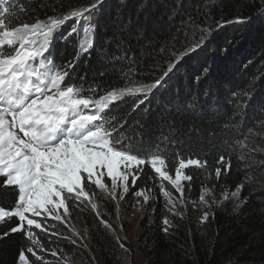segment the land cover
Listing matches in <instances>:
<instances>
[{
	"label": "trees",
	"instance_id": "obj_1",
	"mask_svg": "<svg viewBox=\"0 0 264 264\" xmlns=\"http://www.w3.org/2000/svg\"><path fill=\"white\" fill-rule=\"evenodd\" d=\"M90 2L65 0L62 10H67L68 3L78 6ZM8 6L15 7L22 20L44 18L54 14L51 8L55 0H13ZM261 8L264 0H105L95 14V48L90 58L85 56L80 61L76 74L86 76L89 84L95 81L102 86H122L121 73L129 65L148 82L157 79L162 72L156 65L166 67L169 59L167 51L161 49L189 17L202 27L212 28L207 46L170 74L127 123H144L146 144L156 142L161 133L174 132L178 144L164 152L169 157L171 175L178 163L174 156L177 150L185 159L191 154V158L207 161L203 169L190 166L186 170L193 176L192 181L184 182L186 186L191 184V191L185 192L188 200L197 201L202 186L214 187L220 201L225 190L230 194L237 185H244L240 196L235 197V209L215 208L203 228L177 221L165 233V209L157 201L161 199L158 178L150 166L146 167L135 190L150 189L156 201L152 198L146 204L140 222L141 239L136 243L140 264H264V16L257 17ZM237 17L253 19L215 30L218 22ZM180 35L182 39L183 33ZM74 55L71 45L57 42L58 63ZM130 107L121 106L111 114L124 115ZM245 135L249 137L247 147L242 148L236 141ZM149 151L146 149V153ZM146 153L141 155L148 158ZM221 155L230 160L231 169L217 180L215 168L220 166ZM241 155H245L244 160ZM100 196L99 201L114 213L113 203ZM15 201L16 193L11 189L8 194L0 192V205L6 209L14 207ZM150 207L151 213L147 212ZM80 217L74 215L73 222L89 230L100 253L99 263L125 264L116 252L114 234L100 224L96 214L87 211ZM15 222L0 223V233ZM59 227L70 235L63 225ZM20 241L19 234L0 240V264H16ZM49 246L55 248L56 244ZM59 247L70 259L64 261L45 253L46 258L57 264H92L91 254L79 241L70 244L62 240Z\"/></svg>",
	"mask_w": 264,
	"mask_h": 264
},
{
	"label": "snow or ice",
	"instance_id": "obj_2",
	"mask_svg": "<svg viewBox=\"0 0 264 264\" xmlns=\"http://www.w3.org/2000/svg\"><path fill=\"white\" fill-rule=\"evenodd\" d=\"M12 2L0 0V192L8 194L11 189L16 193V201L12 208L0 205V223L16 222L0 233V240L19 234L16 264H57L47 259L45 253L57 257L58 251H63L60 241L77 244V239L83 240L88 235L87 227L83 235L77 230L73 224L74 215L80 219L81 213L91 211L101 225L114 231L99 211L100 194L115 202L117 219L120 218V202L130 191L147 204L153 198L151 190L135 189L143 178L144 169L149 166L159 180V191L165 198L167 211L182 218L183 213L178 211L177 205H186L185 192L191 191V184L186 186L184 182L193 180L186 170L190 166L203 169L207 161L191 158V154L185 159L177 150L174 156L178 163L175 174L171 175L169 157L164 152L176 148L178 142L174 132L161 133L156 142L146 144L144 123L137 120L129 126L127 122L170 74L207 46L213 35L212 28L202 27L189 17L161 49L167 51L169 59L166 67L156 65L162 72L157 79L148 82L129 65L127 71L121 73L122 86H102L95 81L89 84L86 76L76 74V69L85 56L91 57L95 48L93 20L105 0H91L78 6L68 3L66 11L62 10L65 0H55L51 8L54 14L27 20L20 19L15 7L8 6ZM259 16H264V8L257 13ZM252 19L237 17L220 21L215 30L232 24H247ZM58 41L75 50L71 59L56 61ZM128 105L131 107L124 115L111 114ZM248 138L245 135L236 143L246 148ZM146 149L151 151L146 153ZM240 159L244 160L245 155ZM218 164L220 166L215 168L217 180L231 169L230 160L223 155ZM165 182L180 194L179 197L173 196ZM243 186L237 185L230 195L238 198ZM209 196L211 204L206 199ZM228 196L229 190H225L222 198ZM199 202L208 207L219 203L214 187L202 186ZM207 220L205 212L201 223ZM163 224L165 233L173 227L167 217ZM60 225L71 235H65ZM53 237L56 239L52 240ZM51 243L56 247H50ZM120 247L128 251L123 243Z\"/></svg>",
	"mask_w": 264,
	"mask_h": 264
},
{
	"label": "rangeland",
	"instance_id": "obj_3",
	"mask_svg": "<svg viewBox=\"0 0 264 264\" xmlns=\"http://www.w3.org/2000/svg\"><path fill=\"white\" fill-rule=\"evenodd\" d=\"M110 185V181H107ZM159 180L157 181V187L159 189ZM165 187L173 192L174 197H179V193H176L174 189L171 188L170 185L165 182ZM160 194V191H159ZM161 195V194H160ZM187 203L184 207H181L177 205V209L179 212L183 213V217L172 215L169 211H167L165 207V198L161 195V199L157 200L161 207L165 209V217H167L171 224L174 225L177 221H184L188 226L191 228H203L205 225L204 223H201V217L205 212L208 213V217L212 214L215 208H223L226 210H233L235 209L237 203L235 202V197H232L230 194L227 199H223L221 197L219 203L212 204L211 207L205 206L204 204L199 202V199L197 201H191L188 200L185 197ZM211 204L212 197L209 196L206 198ZM139 200V203L137 201ZM114 205V213H110L107 208H105L103 202L98 201L100 203V213L102 215L103 219H106V221L112 225L114 231H110V233L114 234L115 238V244L117 245L116 252L121 257V259L124 261L125 264H140L141 263V254H138L139 245H136L138 242V239H141V230L139 229L140 222L142 220V217L144 216L146 212V204L143 202L142 197H136L134 196L131 191L129 194L126 195V199L122 200L120 202V212H119V219H117V212H116V204L114 201L109 200ZM150 201V200H149ZM153 201L155 202L156 199ZM153 202V203H154ZM153 203L150 204L153 206ZM147 212L151 213V207L150 211L147 210ZM77 230L81 232V235H83V231L85 229L84 226L74 223ZM71 235V233H70ZM119 238V240H118ZM77 241L80 242L81 246L86 245V250L91 254V260L92 264H100L99 258L100 253L96 248L94 247V244L91 240V235L88 230L87 237L81 239H77ZM120 243H123L125 245V248L128 249V251H125L120 247ZM57 257L60 259L67 261V259H70L69 255H65V252H58Z\"/></svg>",
	"mask_w": 264,
	"mask_h": 264
}]
</instances>
